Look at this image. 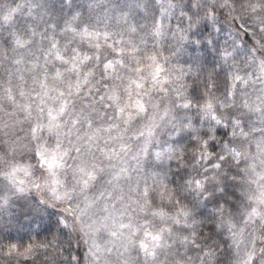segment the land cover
<instances>
[{"label":"trees","instance_id":"16d2710c","mask_svg":"<svg viewBox=\"0 0 264 264\" xmlns=\"http://www.w3.org/2000/svg\"><path fill=\"white\" fill-rule=\"evenodd\" d=\"M19 1L0 0V5L13 7ZM101 2L96 1L99 9L87 22L81 19L87 5L75 7L62 29L74 37L72 53L61 55L55 49L49 53L48 65L56 68L51 77L61 83L73 81L79 89L80 126L103 141L152 111V118L160 112L178 118L173 134L151 146L147 158L154 171H165L158 180L179 223H196L188 245L197 264H234L233 247L221 227L242 204L241 126L247 113L241 89L250 81L246 73L252 68L250 58L264 76V50L258 48L251 29V19L264 13V0ZM139 16L147 20L131 29L130 18ZM23 17L40 40L56 23L55 15L41 16L33 7ZM77 21L81 27L74 31L71 22ZM53 42L49 40L48 46ZM153 134L146 128L141 137ZM12 148L11 143L5 147L8 153ZM35 155H29L28 169L35 166L36 161L30 163ZM18 157L16 167L28 155L12 154ZM0 182L13 191L24 184L1 176ZM45 188L42 185L36 193ZM22 197L15 202V218L25 227L10 237L0 233V264H85L87 247L75 214L60 204H40L29 191ZM260 225L263 250L264 221Z\"/></svg>","mask_w":264,"mask_h":264},{"label":"rangeland","instance_id":"374dc122","mask_svg":"<svg viewBox=\"0 0 264 264\" xmlns=\"http://www.w3.org/2000/svg\"><path fill=\"white\" fill-rule=\"evenodd\" d=\"M77 1L20 0L13 7L0 5V176L24 182L15 186L16 191L0 182V233L10 237L24 230L15 218V202L29 191L40 204H60L75 214L87 247L85 264H197L188 245L196 223H179L158 180L165 171H154L147 158L151 146L173 134L178 118L165 112L152 118V111L103 141L81 128L79 89L73 81L61 83L50 75L56 68L48 65L49 53L54 49L61 55L72 53L74 37L62 29L75 7L87 5L82 22L99 9L94 7L97 0ZM31 7L41 16L55 15V26L43 40L22 21ZM145 19L130 18L131 29ZM71 25L76 31L81 22ZM251 25L258 48L264 50V13L253 17ZM49 40L54 42L48 46ZM248 62L250 81L241 89L247 113L241 126L242 204L224 218L221 231L233 247L234 264H264L258 238L264 221V76L256 60ZM146 128L155 134L141 137ZM10 143L13 148L8 153L5 147ZM32 152L36 158L30 163L36 162L28 169ZM12 154L28 158L16 167L21 160ZM42 185L45 190L36 193Z\"/></svg>","mask_w":264,"mask_h":264}]
</instances>
